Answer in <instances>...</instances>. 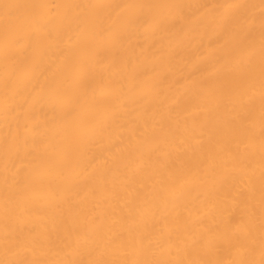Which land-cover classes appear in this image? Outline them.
<instances>
[{"label":"bare ground","instance_id":"6f19581e","mask_svg":"<svg viewBox=\"0 0 264 264\" xmlns=\"http://www.w3.org/2000/svg\"><path fill=\"white\" fill-rule=\"evenodd\" d=\"M0 264H264V0H0Z\"/></svg>","mask_w":264,"mask_h":264}]
</instances>
